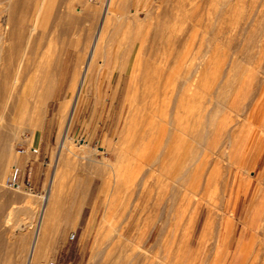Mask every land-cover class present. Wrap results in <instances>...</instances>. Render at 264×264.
<instances>
[{
  "label": "rangeland",
  "instance_id": "rangeland-1",
  "mask_svg": "<svg viewBox=\"0 0 264 264\" xmlns=\"http://www.w3.org/2000/svg\"><path fill=\"white\" fill-rule=\"evenodd\" d=\"M74 8L81 9L78 25L83 28L84 38L87 27L92 21L95 25L100 14L88 1L78 0ZM163 11L165 14H162ZM128 12H133L139 19L147 13L164 15L167 20L165 32L174 37L165 48L173 52L174 59L182 61L174 74L177 81L185 68L202 59H209L210 102L214 100L213 95L221 84L224 107L205 142L211 148L206 150V161L209 167L215 160L223 162L225 166L221 177L218 176V190L210 194L212 183L211 189L203 195L200 179L199 196L188 193L185 197L182 188L180 192L183 198L176 201V207H169L172 203L168 197L172 189L170 181L158 186L154 193L156 197L150 201V187L146 189L125 226V237H129L143 207L149 201L153 209L152 219L145 233L138 236L136 246L148 251L161 240L163 249L158 258L163 264H257L264 241L263 234L258 230L264 223V208L255 198L256 193L264 192V0H129ZM2 18L3 15H0V20ZM141 25L147 26L145 22ZM124 41L121 38L115 40L118 43ZM131 44V52L135 54L138 42ZM157 47L158 43L147 50L155 52ZM114 48L117 49L116 46ZM121 48L120 51H123L124 48ZM106 57L114 59L119 58V55L110 53ZM111 68L109 61L100 75L95 70L88 91L78 101L67 141L75 151L85 143L88 153L76 156V167H72L65 176L62 175L63 206L58 229L48 239L50 248L42 264H88L102 213L98 204L106 201L107 193L111 192L108 181L113 183L114 165L119 164L111 156L116 143L115 136L123 125V119L119 121L118 116L121 112L123 116L127 112V107H123V99L128 70L123 74L116 99L112 100L120 72ZM69 85L70 78H66L62 89L56 91L46 105L37 110L36 129L32 130L28 125L31 108L25 109L26 114L24 110L20 112L24 125H21L13 141L12 159L6 165L8 168H5L3 178L11 165L17 164L24 172L30 173L35 193L7 189L2 180L0 192L7 193L0 196V235L4 241H8L5 237L10 235L15 220L19 218L23 222L27 221L25 211L39 205L40 195L45 192V188H49L59 133L66 126L71 105L70 99L65 102ZM61 104L66 106L63 119L58 117ZM233 121L237 122L234 127ZM228 131L233 136L229 139ZM30 146L37 148L38 152L32 154ZM193 146L192 150L182 151L181 154L200 157V145L196 142ZM20 147L25 148L22 154L17 153ZM219 154H223V157L220 158ZM108 159L109 165L106 163ZM97 163L101 166L104 164L103 172L95 170ZM141 175L137 176L138 179ZM109 187L111 189L108 192ZM168 208L174 209L175 214ZM261 208L262 214L258 215ZM73 212L74 218L71 217ZM160 215L162 217L157 219ZM167 218H172V221L165 225L164 220ZM153 222L156 223L154 226ZM245 239V247L240 252V244ZM6 246V250L15 249V246ZM128 249L134 253L138 251L134 246ZM1 261V264H21L15 256L12 259L2 257Z\"/></svg>",
  "mask_w": 264,
  "mask_h": 264
},
{
  "label": "bare ground",
  "instance_id": "bare-ground-1",
  "mask_svg": "<svg viewBox=\"0 0 264 264\" xmlns=\"http://www.w3.org/2000/svg\"><path fill=\"white\" fill-rule=\"evenodd\" d=\"M128 1L100 0V6L97 4L98 10L100 8L99 18L95 25L93 21L90 23L82 38L83 28L78 25L80 10L74 8L78 0H0V15H3L0 20V185L6 165L12 159L13 141L24 122L22 111L31 108L28 125L32 130L36 129L37 110L46 105L56 91L62 89L66 78H70V85L65 102L71 100L66 126L59 133L49 188H45V192L40 195L39 205L25 211L27 221L23 222L19 218L15 220L10 235L8 233L9 236L5 237L8 238V241L5 240L7 242L0 235L1 263L2 257L12 259L15 256L21 264H42L48 253L50 245L47 242L58 229L63 206L62 175L76 167V156L88 153L85 143L75 151L67 141L78 101L88 91L94 71L100 75L109 61L111 70L120 72L112 100L116 99L123 74L128 70L123 99V107H127V112L124 116L123 112L118 116L119 121L123 119V125L115 136L116 143L111 156L119 164L114 165L113 183L108 181L111 192L107 193L106 201L98 204L102 213L88 264H163L158 258L163 249L161 240L148 251L136 246L138 236L146 230L152 219L153 209L149 201L156 197L155 189L171 182L172 189H169L168 197L172 203L169 207H176V201L188 193L199 196L200 179L203 195L212 183L210 194L218 190V176L221 177L225 165L215 160L209 167L206 150L211 148L205 142L224 107L221 99L223 86L219 84L221 81L213 95L214 100L210 102L209 59H202L185 68L177 81L174 74L182 61L174 59L173 52L165 48L174 37L165 32L167 20L164 15L147 13L139 19L133 12H128ZM144 22L147 26L141 25ZM118 38L125 41L115 42ZM134 41L138 45L135 54H132L131 42ZM156 43L159 44L156 51L148 52V47ZM121 47L123 51H120ZM110 53L119 55V58H107L106 55ZM65 107L61 104L58 110L61 119L65 115ZM236 123L233 121L232 127ZM231 136L232 133L228 131L227 138ZM196 142L202 151L200 157L181 154L182 151L192 150ZM219 156L222 158L223 154ZM106 163L109 165L110 160ZM95 168L100 172L105 170L104 164L101 166L97 163ZM140 174L141 178L138 179ZM149 187V201L126 238L125 226ZM181 189L185 190L183 195ZM5 195L7 193L0 192V196ZM203 195L200 197L203 198ZM256 200L264 208V192H258ZM262 208L258 215L262 214ZM169 210L174 211L172 208ZM74 216L73 212L71 217ZM171 219H165V225ZM155 224L153 222V226ZM258 230L264 236V223ZM6 244L15 246V249L6 250ZM245 244L246 239L240 244V252ZM262 244L257 264H264V241ZM131 246L138 249L137 253L128 249Z\"/></svg>",
  "mask_w": 264,
  "mask_h": 264
},
{
  "label": "built area",
  "instance_id": "built-area-1",
  "mask_svg": "<svg viewBox=\"0 0 264 264\" xmlns=\"http://www.w3.org/2000/svg\"><path fill=\"white\" fill-rule=\"evenodd\" d=\"M29 151L32 154H36L38 149L30 146ZM25 152V148L20 147L17 149L18 154ZM5 188L10 190L22 191L25 190L30 193H35V185L32 182L29 172H24L17 164H13L10 167L8 174L3 180ZM74 237V234L72 235Z\"/></svg>",
  "mask_w": 264,
  "mask_h": 264
},
{
  "label": "crops",
  "instance_id": "crops-1",
  "mask_svg": "<svg viewBox=\"0 0 264 264\" xmlns=\"http://www.w3.org/2000/svg\"><path fill=\"white\" fill-rule=\"evenodd\" d=\"M82 1H83V2H84V1H88L89 3H91V4L94 6V10H98V7L100 6V2H99L100 0H99V1H97V0H82ZM82 4H83V3H82ZM97 4H98L99 6H98ZM80 10H81V9H80ZM99 14H100V8H99V10H98V15H99ZM91 18H92V17H91ZM91 18H90V21L92 20ZM116 85H117V83H116ZM222 181H223V178H222ZM220 188H221V187H220ZM258 189H259V188H258ZM257 191H258V190H257ZM256 194H257V193H256ZM255 196H256V195H255ZM255 198H256V197H255ZM68 226H69V225H68Z\"/></svg>",
  "mask_w": 264,
  "mask_h": 264
}]
</instances>
